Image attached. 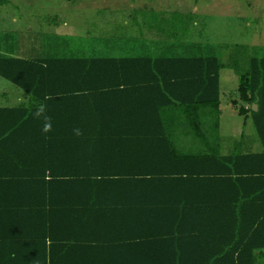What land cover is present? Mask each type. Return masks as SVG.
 Returning <instances> with one entry per match:
<instances>
[{"label":"trees","instance_id":"16d2710c","mask_svg":"<svg viewBox=\"0 0 264 264\" xmlns=\"http://www.w3.org/2000/svg\"><path fill=\"white\" fill-rule=\"evenodd\" d=\"M163 39L159 55L0 52V76L34 98L31 106L0 107V264H264V55L169 54ZM226 68L238 77L245 103L238 111L252 117L261 151L238 143L222 152ZM158 86L166 89L161 106L156 93L132 99L127 112L101 110L114 88ZM65 124H187L204 145L186 152L172 145L174 158L133 178L76 175L60 171L64 143L76 138L53 131Z\"/></svg>","mask_w":264,"mask_h":264},{"label":"crops","instance_id":"0c3cea01","mask_svg":"<svg viewBox=\"0 0 264 264\" xmlns=\"http://www.w3.org/2000/svg\"><path fill=\"white\" fill-rule=\"evenodd\" d=\"M115 1V0H114ZM113 1L111 0H22L23 7L21 8V15L13 16L10 18V11L7 10V5L11 4L9 0H3L1 4L5 5V7L0 6V26L1 25H14V23L24 22L26 23V27L23 30L22 34H28L30 37V50H27V47L24 46L20 41H16L18 38V33L16 30L12 33L7 32L6 36L1 34V37H7L9 34H14L13 42L3 43L0 39V52H6L11 55L26 57V58H44V57H52V56H88L87 48L93 47L92 39L96 38V40H100V37H113L116 34V30L120 28H124L123 31L126 33L127 29H130L129 23L126 21L120 23H115V21L111 24L108 22H104L105 16L109 12L119 13L121 9L117 6L110 5ZM45 5V10L49 11L48 15L52 18L53 12L50 13L52 9H57L62 12L65 18L59 19L58 17L52 18V22L45 24L46 33H38L34 35L33 31L36 30L34 24H32L36 17L32 15L34 12L31 11L32 5ZM114 4V3H113ZM51 5H57L54 8H49ZM130 5V4H129ZM131 3V7H132ZM31 8V9H30ZM49 8V9H48ZM29 10V13L25 12ZM68 11L66 14L64 11ZM9 12V13H8ZM92 13L93 18L96 20L94 23L99 32H94L92 29L95 27L92 26V22L86 20L89 15ZM69 17H73L72 20ZM81 20L82 22H77ZM77 22V23H76ZM161 28V27H159ZM8 29V28H7ZM58 29V30H57ZM104 29L106 31H104ZM155 35H158L154 42L158 43L161 40V34L159 31H156L155 26L152 28ZM54 32V33H51ZM20 34V33H19ZM53 34L59 38H65V40H55L54 44L52 42L47 43L46 38H49L50 35ZM120 36H123L122 39L131 40L132 37L130 34L119 33ZM143 35V34H142ZM21 36V40L28 41V37ZM117 36V35H116ZM68 37H84L87 39V43H91L89 47L80 46L74 43H69L67 41ZM40 38H44V42L38 41ZM121 39V38H120ZM158 39V40H157ZM8 40V38H7ZM58 41V42H57ZM38 42V43H37ZM157 49L154 47L149 48V52L159 51L161 54V43L157 44ZM154 48V49H153ZM101 51V50H100ZM114 52V50L112 49ZM129 52L128 50H124ZM133 52V54H130ZM129 54L120 55V56H128V55H141L137 50L130 51ZM28 53V54H24ZM74 53V54H73ZM83 53V54H80ZM145 52L144 54H147ZM158 54V55H159ZM110 56V55H109ZM119 56V57H120ZM231 70V69H229ZM224 71H228L225 69L221 70V78L222 73ZM229 73V72H228ZM231 78H235V74H229ZM229 77V79H231ZM226 79V80H229ZM119 81V79H115ZM232 81V80H229ZM56 82H63L62 80H56ZM114 82V81H113ZM222 82V81H221ZM12 83V82H10ZM7 86H4L6 85ZM9 83L0 80V107H18V106H31L34 103V98L32 94L26 92L22 88L18 87L14 83L9 86ZM222 85V83H221ZM221 88V86H220ZM171 89V87H170ZM174 89V88H173ZM175 90V89H174ZM166 89L158 86V90L149 89V88H114L109 93L108 97H101L102 101L100 103L101 110L103 113L109 114H120L122 112L130 111L132 108L131 100L136 98L147 99L148 97H152L153 94H156L158 99H160L161 106V98L164 97ZM222 94V90H221ZM101 100V99H100ZM109 102V103H108ZM129 102L130 105L127 104ZM159 104V103H158ZM221 104H222V96H221ZM124 108V109H123ZM221 109V106H220ZM174 110V108H173ZM63 113V112H62ZM68 114V112H66ZM222 115V109H221ZM221 116H220V126L221 127ZM103 131L110 134L102 135L100 138L91 139V135L87 136L84 131ZM53 131L57 132H70L76 133L74 136L76 137L74 141L70 144L64 143V148H67L68 151L65 153V156H62V168L61 172H73L76 175H83L92 173V174H101L102 173H112L113 178H131L132 172L139 171H147L151 169L158 168L159 165L167 163L170 158H174L172 156V148L171 146H175L180 151H189V149L194 147H199L203 144V142L199 141L196 136H189L188 132L192 131L190 126L187 124H175V125H130V124H110L105 125L104 127L99 128H84L81 125H60L59 127H53ZM160 131H169L171 140L167 141L163 138V134H160ZM159 133V134H156ZM79 133V134H78ZM139 133V134H132ZM189 136H187L186 135ZM241 144H243L244 150L248 152H258L262 150V145L258 148L257 151L254 150V143H248L245 140V132H243ZM245 140V141H244ZM224 139L220 135V146L221 149L225 146ZM260 142V141H259ZM75 145V146H74ZM229 149V146H225ZM156 148L157 153L151 151V149ZM224 153V152H223ZM228 153V152H226ZM225 154V153H224ZM157 166V167H156ZM98 172V173H97ZM111 174V175H112ZM125 174L127 176H121ZM67 177V176H65ZM74 178H83L86 176H71ZM97 177V176H95ZM111 177V176H110ZM133 178V177H132Z\"/></svg>","mask_w":264,"mask_h":264},{"label":"rangeland","instance_id":"374dc122","mask_svg":"<svg viewBox=\"0 0 264 264\" xmlns=\"http://www.w3.org/2000/svg\"><path fill=\"white\" fill-rule=\"evenodd\" d=\"M9 1L11 4L7 5V10L9 9L10 11V18L12 19L14 15H21L22 0ZM111 1L113 2L110 5L113 6H117L116 1L117 3H122L118 4L121 11L119 13L109 12L107 15H104V22L112 24L115 21L117 24L120 23L119 20L122 22L127 20L130 29H127L126 33L123 31L124 28L117 29L115 36L109 37V39L105 37H100V40L90 38L92 39L93 47H89L91 43H87V39L84 37H68V44L74 43L89 47L86 49V54H89L88 56H120L129 54L133 50H137L139 54L148 52L147 54L158 55L159 51H156V53L148 51L151 47L157 49L156 45L161 43V40L159 42L157 39L158 43L152 40L158 37L152 29L155 26L157 27L156 31L162 34L161 38H164L162 42L170 51L168 52L169 54L207 55L214 51L225 61L233 50L243 51L245 49V51L248 50L247 52H250L252 55H264V0ZM131 3L133 8H130ZM0 6L5 7V5L1 4V1ZM56 6L51 5L49 8ZM45 7V5L33 4L32 9L30 8L34 12L32 15L36 17L32 23L36 28L33 31L34 35L46 33L47 31L44 29L45 24L52 22L53 17H58L59 19L65 18L64 14L56 8L50 11V13L53 12V17L51 18L48 15L49 11H46ZM25 12L29 13L30 11L25 9ZM64 12L68 14V11L65 10ZM92 18L91 13L86 20L91 21L92 26L95 27L92 31L99 32L97 29L99 24L98 27L94 24L98 17ZM69 19L72 20L73 17H69ZM77 22L82 21L78 20ZM25 27L26 23L24 22L6 26L3 24L0 26V36L1 34L6 36L7 32L12 33L16 30L18 33L16 41H20L24 45L20 47H27L29 51L30 37L27 36L28 34H22ZM104 31L106 30L104 29ZM119 33L130 34L134 38L123 40V36H120L121 34ZM5 36L1 37L2 39L0 38L2 44L8 41L9 43L13 42L14 34ZM21 36H27L28 41L21 40ZM43 39L40 38L38 41L41 40L43 43ZM46 40L49 43L55 40H65V38H59L51 34ZM52 43L54 44L55 42ZM128 49L129 52L124 51ZM130 54H133V52H130ZM225 70L228 71L222 73V119L219 134L224 139L225 146H229V149L224 146L222 152H230L236 144L241 143L243 141V132H245V140L248 143L253 144L255 142L254 150L257 151L261 147V143L259 142V136L253 119L251 116L246 117L239 114L238 111L245 104L244 101L240 100L238 94V77L235 75L236 79L231 78L229 74L233 75L235 73L227 68ZM0 80L9 83V86L13 85L4 77L0 76ZM4 86H7V84ZM235 100L238 102L237 105L234 104Z\"/></svg>","mask_w":264,"mask_h":264},{"label":"water","instance_id":"95a60500","mask_svg":"<svg viewBox=\"0 0 264 264\" xmlns=\"http://www.w3.org/2000/svg\"><path fill=\"white\" fill-rule=\"evenodd\" d=\"M253 107H254L255 110H257L258 105L256 103H254Z\"/></svg>","mask_w":264,"mask_h":264}]
</instances>
